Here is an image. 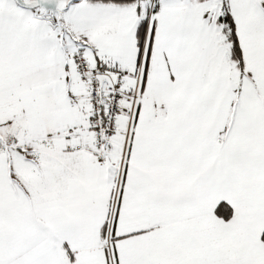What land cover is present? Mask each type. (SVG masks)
Here are the masks:
<instances>
[{
    "label": "snow or ice",
    "instance_id": "snow-or-ice-1",
    "mask_svg": "<svg viewBox=\"0 0 264 264\" xmlns=\"http://www.w3.org/2000/svg\"><path fill=\"white\" fill-rule=\"evenodd\" d=\"M0 264H264V0H0Z\"/></svg>",
    "mask_w": 264,
    "mask_h": 264
}]
</instances>
